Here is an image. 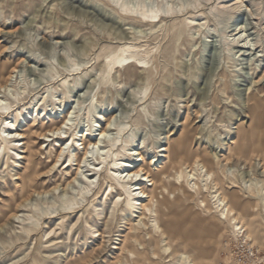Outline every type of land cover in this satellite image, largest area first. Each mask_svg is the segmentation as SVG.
I'll use <instances>...</instances> for the list:
<instances>
[{
    "label": "rangeland",
    "instance_id": "374dc122",
    "mask_svg": "<svg viewBox=\"0 0 264 264\" xmlns=\"http://www.w3.org/2000/svg\"><path fill=\"white\" fill-rule=\"evenodd\" d=\"M127 1L131 7L116 10L113 6L117 0H0L3 84H8L12 70L18 69L9 83V93L3 94L11 114H0V123L6 118L15 127L1 135L9 136L17 130L21 144L11 146L10 161L5 158L0 164V264H60L61 255L72 250L79 251L78 255L64 264H112L110 254L97 258L93 250L112 211L111 204L105 207L102 201L110 191L108 185L113 183L114 162L120 160V166L127 161L141 164L137 155L140 150L148 162L155 161L157 152L166 146L167 137L174 132L177 138L186 119L192 149H208L214 158L218 154L212 181L222 196L228 200L234 195L246 196L243 201L251 200L255 206V210L236 215L251 240L234 235L233 225L221 219L208 193L191 191L187 205L173 210V237L166 242L170 255L163 253L160 238L152 231L150 239L141 236L138 245L131 243L133 235L125 230L118 213L107 249L117 247L119 236L126 234L123 264H173L181 254L189 256L193 264H264V209L254 193L249 195L232 188L225 180L226 176L245 179L255 191H264L258 158L264 160V136L262 147L250 153V160L237 156L232 146L239 126L247 128L257 123L249 109V94H257L264 105V0ZM238 2L242 3L241 11L234 14L232 7ZM126 10L132 14L125 15ZM238 42H242L241 46L246 44L247 49L236 48ZM126 47L129 56L146 65L133 63L106 74L104 61ZM73 109L77 112L73 127L77 128L78 140L84 131L105 127L112 117L116 118L115 127L121 126L122 132L113 133L118 138L117 146L108 149L106 166L98 177L92 178V172H87L96 168V159L89 160L84 168V178L95 180L89 197L95 196L80 205L87 204L90 210L82 225L85 226V218L92 223L95 217L98 233H88L84 228L73 242L52 248L56 257L49 261L41 254L47 252L46 239L42 238L46 231L54 229L56 222H45L38 219L34 210L29 211L26 215L33 225L29 236L21 232L17 222L11 221V216L31 191L66 186L75 176L83 151L72 149L57 164L61 143L47 141L43 136L58 128L62 117ZM19 135L26 138H18ZM34 142L37 157L27 174L26 161L21 158L27 156L26 147ZM87 142L83 141L85 145ZM0 148L1 159V143ZM176 183L171 177L166 181L167 189ZM83 188L78 183L77 189L71 188L68 195L60 187L55 195L36 198L31 204L50 211L56 200L62 203L76 197ZM115 196L116 193L113 200H117ZM95 207L103 212L100 218ZM77 218L63 219V235L69 222L75 223Z\"/></svg>",
    "mask_w": 264,
    "mask_h": 264
},
{
    "label": "bare ground",
    "instance_id": "6f19581e",
    "mask_svg": "<svg viewBox=\"0 0 264 264\" xmlns=\"http://www.w3.org/2000/svg\"><path fill=\"white\" fill-rule=\"evenodd\" d=\"M137 3L139 4V2ZM116 4L117 5L113 6L114 9L116 10L130 6V3H128V1L126 2V0L125 1L117 0ZM120 4L121 6L119 7ZM241 5L242 3L239 2L236 3L232 7V12L234 14L240 13ZM148 11L150 12V10ZM128 14H132V13L126 10L125 15ZM146 16L147 15H143V17ZM132 17L133 19L137 18L134 15H132ZM158 23L160 24L161 21H159ZM197 27L199 28L200 25H197ZM241 33L242 31L236 34L235 35L236 38ZM235 39L232 42H235ZM241 43L242 42H238L236 48L247 49L246 44H244V46H241L240 45ZM128 49L127 47L122 48L121 50L110 56V58L108 57L106 61H104L103 64L106 74H111L114 70H119L133 63L134 64L136 63L141 67H144V65H146L145 63L134 60L133 57L129 56ZM7 51L8 49L5 50V52ZM4 70H3V66H0L1 76ZM17 74H18V69L17 68L13 69L8 79V82L9 83L13 82V79ZM1 80L2 79H0V81ZM0 83H1L0 84V114L10 115L11 110L10 107L6 105V101L4 100L3 94L9 93L8 91L11 86L9 83L3 84L2 81ZM259 98L260 97H258L257 94H253V93H250L248 96L249 109L253 114V116L257 119L256 120L257 123L255 124L252 123L247 128L243 125L239 126L237 128V132L235 133V140L232 141V146L234 147L235 154L237 156H241L242 158H244V160L245 159L250 160L249 159L251 158L250 153L259 150L262 147V141H263L262 138L264 136V105H263V101ZM38 105L39 103L34 106V109ZM43 105L44 104H42V106ZM91 106L92 104L90 105V109ZM75 110L74 109L69 110L66 113V116L62 117V122L58 128L51 130L47 134L43 135L46 139H48L47 141H51L50 139H52V141H58L61 143V150L59 153L57 164L60 162V160L63 157H65V154L68 151L70 152L72 149H74L75 151L77 150H81V152L83 151V158L82 161L78 164V168L76 169L75 176L72 177L70 181H67L66 186L56 185L55 187L49 190H44L41 192L31 191L29 196L26 199H23V201L17 206V212L11 216V221L14 223L17 222L16 224L20 225L21 232H24L23 234L29 236L31 234V229L33 228V225L30 223V218H28V216L26 215L29 211L32 212L34 210L38 215V219H42L45 222L46 221L56 222V224H54L53 227L54 229H50L49 231L45 232L44 238H42V239H46L45 244L43 243V240L41 241V243L45 245L44 250L45 249L47 250V252L43 251L41 252V254L43 253L45 258L48 259L49 261L53 260L56 257L54 256L55 252L52 250V248L58 246L59 244L66 246L68 244L67 242L69 241L73 242L78 232L88 229V233L89 232L90 233L92 232L94 234L98 233L97 230L95 231V229L97 228V224H96V220L94 219L95 218L94 216H93L94 218L92 219V223H90V221H88L87 218H85L84 221L85 226L82 225V220L84 219L85 214L90 210L87 204L82 207L80 205L84 202V200L88 201V199L90 200L92 197L95 196L94 194H92V196L89 197V194L92 192V188H94L93 185L95 183V180L93 182L92 178L97 175H100V173L103 172L104 170L103 166L105 165V162L107 161L109 155L108 149H112L118 142L117 141L118 138H114L113 133L116 132L117 135H121L122 132L121 126L115 127L116 118L112 117L109 121L106 122L105 127L99 126L97 130L90 129L88 130L87 133H85L84 131L80 136L81 139L78 140L76 136L77 128L73 127L75 125L74 124L75 115L77 114ZM14 127L15 125L13 124V122H11L9 119L6 118L3 119V123H0V143L4 150L3 156H1L0 159V164L3 162L5 158L7 162L10 161L8 157L9 154L8 150L9 149L12 150L10 148L11 146L19 147V145H21L20 140L17 139V134H16L18 133L17 130L16 132L14 131L10 132L9 136L1 135L2 131H4L6 134L8 133L9 130H13ZM189 132L190 131L186 119L183 129L181 130V133L179 132L180 134L177 138H174V136L176 135L173 134L174 132L170 133L171 134L170 137L169 136L167 137V142H166L167 144L165 147L160 149L159 152H157L155 161L151 160L150 162H148L145 153L141 150L137 152L141 164H137L132 161L131 162L127 161L126 165L122 164L120 166L119 164L120 162L118 163V161L120 160L118 159L116 161L114 160L115 162L113 165H115L116 170L113 168L111 169V180L113 183H110L108 185L110 191L107 194L106 199L102 201L103 202L102 205L105 207L107 206L106 205L107 203H110L111 206L109 208L112 211L109 215V219L105 222L106 230L98 235L99 244L96 245V248L93 250V253L95 254V256H97V258L110 254V257H112L113 259L112 264H123L122 259L126 251L125 244L127 243L128 240L126 234L119 236L121 239H120V243L117 244L118 245L117 247H114L112 249L110 248L109 250L107 249V243H109L112 238L111 228L116 213L119 214L120 220L125 226V230L129 232L128 234L133 235L130 237L132 241L131 243H135L138 245V240L139 238H141V236L145 237V239L147 240L150 239L151 238L150 231H152L157 235L158 238H160L163 253L165 255H170L171 248L167 246L166 242L169 237H173L170 236L171 229L173 226L172 221H174L172 216L173 210L176 207H183L187 205V203L191 198V193H193L191 191H194L195 193L205 192L209 194L213 206L216 209V212L221 217V219L228 220L233 225L234 235H236L235 229L241 226L238 217H236L237 212H240L242 213V215H244L246 212H250L252 209L253 210L256 209L253 203L251 202V200L243 201V199H247L246 196L237 197L234 195V197L231 200L230 199L228 200L227 198H224L222 196L218 188V185L214 181H212V177L215 172V167L217 166L216 160L219 159L218 154L216 153L217 156L216 158H214V155H212L211 151H209L208 149H203L202 151L197 149L194 151L191 146L192 141L189 138H187ZM19 137H21V139L26 138L25 136H21V135H19L18 138ZM84 140L88 141L86 145L83 143ZM34 145H36L35 142L33 143V146L28 148L26 147V152L24 153H26L27 156L21 158V159H25L26 161V167L24 171L27 174L29 173L30 170H32L33 165L35 163V157H37L36 149H35L36 147ZM116 146L114 147V149L116 148ZM95 154H96V158H95ZM258 158L261 161L260 162L258 160L261 165V169L263 170L262 174L264 175V160H261L259 156ZM91 159L92 160L96 159L99 163L95 165L96 166L95 169H91V171H87L90 173L92 172L91 173L92 178L90 177L87 179L84 178L83 176L84 168L87 167L86 164L92 161ZM69 161L72 162L71 157L69 158ZM74 161L77 162L75 159ZM14 164H17V162H14ZM71 165L72 164L70 163L69 166ZM171 177H174L177 183L174 185V187L172 186L173 187L172 189L169 190L166 187V181H169ZM28 178H30V176ZM83 179H85L86 181L85 183H83ZM236 179L237 177L236 178L234 177L228 178L227 176L225 177V180L228 181V184L232 186V188H239V190H244L249 195L254 193L253 196H255L257 202H259V206H261L264 209V191L260 189L258 190L257 188H256L257 191H255L253 185L249 184L248 180L245 179L236 180ZM78 183L83 184L84 186L83 190H78L76 197L74 196L69 197L67 199L69 200L68 202L67 200H62V203L61 202L59 203V201L56 200V202L53 204L52 210L50 211L47 209V207L46 208L40 207L39 204H35V206L31 204V201H33L36 198L41 197L43 199L45 198L44 196L46 195L49 194L55 195L56 191H58L60 187H63L62 190L66 192L68 195H70L69 194V191H71L70 189L71 188L77 189ZM21 184H23V182ZM19 186L20 185H18V187ZM22 186L23 185H21L20 188H22ZM114 193H116L115 197L117 200H113ZM239 201H242L240 205H239ZM78 206H80L81 208H78ZM94 209L96 212V216L100 218L103 212H100L97 209V207H95ZM68 216L70 217L75 216L78 218L75 223H73L72 221L69 222V226L66 228L65 235H63V230H64L63 219ZM244 239L251 240V237L249 234H245ZM139 245L143 248L142 243ZM82 249L83 248H81V250ZM78 252L79 251L72 250L68 254L64 253V255H61L62 260L60 264H64L65 260L69 258H73L74 256L78 255ZM170 261L171 260H169V262ZM173 264H193V262L189 256L181 254L178 257V259L175 262H173Z\"/></svg>",
    "mask_w": 264,
    "mask_h": 264
},
{
    "label": "built area",
    "instance_id": "2783aa9c",
    "mask_svg": "<svg viewBox=\"0 0 264 264\" xmlns=\"http://www.w3.org/2000/svg\"><path fill=\"white\" fill-rule=\"evenodd\" d=\"M241 228H242L241 226L238 227V228H236L235 229V233H236V236H238L239 238H243L244 239V236L246 234V231H245L244 228H242V229ZM244 240H246V239H244Z\"/></svg>",
    "mask_w": 264,
    "mask_h": 264
}]
</instances>
